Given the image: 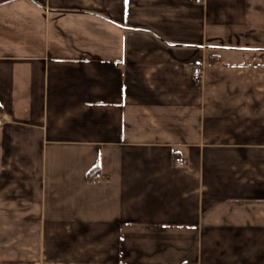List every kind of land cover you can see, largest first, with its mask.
I'll use <instances>...</instances> for the list:
<instances>
[{
	"label": "crops",
	"instance_id": "obj_1",
	"mask_svg": "<svg viewBox=\"0 0 264 264\" xmlns=\"http://www.w3.org/2000/svg\"><path fill=\"white\" fill-rule=\"evenodd\" d=\"M0 114V264H264V0H0Z\"/></svg>",
	"mask_w": 264,
	"mask_h": 264
},
{
	"label": "built area",
	"instance_id": "obj_2",
	"mask_svg": "<svg viewBox=\"0 0 264 264\" xmlns=\"http://www.w3.org/2000/svg\"><path fill=\"white\" fill-rule=\"evenodd\" d=\"M205 0H194V3L197 4V5H202L204 3ZM203 77V71L201 68H196L194 69L193 71V78L195 81H201ZM4 123V120H3V117L2 115L0 114V126ZM185 159L183 157H179L176 159V163L178 165H184L185 164ZM104 176L102 173H96L93 175V177L91 178V183L93 184H97V183H100L102 180H103Z\"/></svg>",
	"mask_w": 264,
	"mask_h": 264
}]
</instances>
